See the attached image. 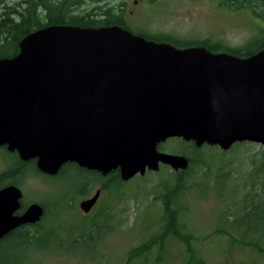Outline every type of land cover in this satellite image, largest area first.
Masks as SVG:
<instances>
[{"label":"water","instance_id":"obj_1","mask_svg":"<svg viewBox=\"0 0 264 264\" xmlns=\"http://www.w3.org/2000/svg\"><path fill=\"white\" fill-rule=\"evenodd\" d=\"M230 149L264 145V48L241 57L177 47L118 25L54 24L0 57V145L56 174L67 162L127 181L161 164L186 170L169 138ZM19 190H0V239L38 219L35 203L14 217ZM98 194L81 202L87 212Z\"/></svg>","mask_w":264,"mask_h":264},{"label":"rangeland","instance_id":"obj_2","mask_svg":"<svg viewBox=\"0 0 264 264\" xmlns=\"http://www.w3.org/2000/svg\"><path fill=\"white\" fill-rule=\"evenodd\" d=\"M16 1L3 0L0 4ZM148 8L146 26L142 30L149 35H167L195 44L208 40L233 48L258 38L257 42H264V3L255 0H153ZM186 143L188 141L182 138L172 137L161 143L159 149L176 154L191 153ZM197 154L199 157L185 175L188 188L178 201L181 206L179 221L194 236L197 259L188 257L183 242L172 239L167 242L168 254L161 264H244L251 261L264 264V254L233 241L226 231L236 217L244 214L242 207L245 208L246 200L257 203L262 197L264 202V171L261 170L264 145L242 142L223 150L205 144L198 148ZM203 161L206 163L202 164ZM3 166L0 156V168ZM31 168L36 170L33 165ZM182 171L161 164L157 171L147 170L144 175L123 180L113 187V192L106 194L105 207L99 215L97 212L93 216L82 213L84 210L79 203L100 183L90 173L70 164L60 177L39 176L44 184L28 178L29 196L42 192L39 200H53L48 211L53 216L50 221L57 220V225L49 226H57L61 236H40V248L30 244L10 250L8 244L3 243L0 258L12 254L7 259L11 264L18 257L19 264H155L154 253L147 259L129 256L134 248L158 233L164 216L160 196L166 187L176 183ZM81 190L86 192L71 196L65 202L67 196ZM54 201L71 210L58 208ZM245 226L236 229V233L250 236L255 231H264V221H246Z\"/></svg>","mask_w":264,"mask_h":264},{"label":"trees","instance_id":"obj_3","mask_svg":"<svg viewBox=\"0 0 264 264\" xmlns=\"http://www.w3.org/2000/svg\"><path fill=\"white\" fill-rule=\"evenodd\" d=\"M2 1L3 0H0V2ZM90 1L89 3L88 0H18L13 4H0V57H11L15 55L19 51V42L24 36L48 25L71 24L98 28L114 24L115 18L111 8L107 9L105 6H100L99 4L103 0ZM257 1L261 2V4L264 3V0H255V2ZM86 5L87 7L84 8L83 6ZM150 38L158 42H168L181 48L193 45L205 46L212 52H228L242 57L250 56L264 48V42H257L259 38L251 40L246 45L238 48L229 47L220 42H209L208 40H202V42L195 44L160 34ZM262 38H264V30ZM237 143L240 144L242 142ZM186 144L190 146L191 153H181L188 157L190 161L189 167L187 170H183L179 173L176 177V183L171 187H166L165 192L160 196L164 203L163 224L156 235L150 236L146 242L131 251L130 258L147 259V257L151 256L150 254L154 253L155 264H161L168 254L167 242L175 239L184 243L188 257L193 260L197 259V254L193 246L194 236H191L187 227H184L179 221L181 206L178 205V201L188 188L185 185V175L190 171L191 166L199 157L197 153L198 148H200L196 147L193 141H189ZM205 163L206 162L203 161L202 164ZM71 164L93 175L96 181L102 182L104 187L108 189L118 186L123 181L119 171H112L109 173L108 179H103L102 176L95 171L81 167L76 163ZM261 170L264 171V163L262 164ZM85 185H87V182H85ZM244 204L245 208L242 207V210H245L244 214L241 215L240 218L236 217L226 231L229 232L233 241H237L243 246L251 247L252 250H255L257 253L264 254V231L263 233L255 231V234H253L254 236L239 235L235 231L236 229L239 230V227L246 228V221H248V223H250V221L252 222V220L257 223L264 221L263 199L260 197L257 203L253 202V200H246ZM39 238L41 237L8 236L1 244L7 243L8 247L11 248L10 250L17 247H24L26 244H34V246L40 248ZM10 255L12 254L7 255L5 258H0V264H11L7 260ZM19 260L18 257L14 264H19ZM244 264H254V261L245 262Z\"/></svg>","mask_w":264,"mask_h":264},{"label":"flooded vegetation","instance_id":"obj_4","mask_svg":"<svg viewBox=\"0 0 264 264\" xmlns=\"http://www.w3.org/2000/svg\"><path fill=\"white\" fill-rule=\"evenodd\" d=\"M152 2L153 0H103L99 4L100 6H105L107 9L111 8L115 18L114 24L111 25H118L135 34L143 35L147 39H152L150 37H155L157 35H149L144 32L145 30H142L146 26L144 20L149 9L148 7ZM229 4L232 5L233 2ZM136 17H138V19H136ZM0 156L2 159V165L4 164V166L0 168V190L9 186H14L19 190L17 205L13 210L12 215L14 217L23 216L30 208V206L35 203L41 205L42 207V214L38 219L21 223L20 225L15 226L3 235L4 237L0 239V244L4 242L8 236H54V234H56L57 236H61V232L59 231L57 226L56 228H50L49 226V224H52L51 227L53 225H57V220L53 219V222L50 221L53 216H51L48 211L49 207L52 205L53 200H39L40 194H42V192H38V194L31 193V196H29V194H27L26 184L29 181L28 178L38 179L41 183L44 184L43 180H41L39 176L46 177L47 179L60 177L65 173L69 164L76 162H67L60 168L58 173L50 174L41 171L37 167V158L24 159L21 157L17 149H10L9 145L6 143L0 145ZM32 165L36 167V170L31 168ZM91 171L97 172L102 176L103 179H108L109 174L103 175L97 170ZM109 191L113 192V187H111L110 189L105 188L104 184L100 182L94 192L91 191L89 194L84 195L85 197L79 202L81 209H83L81 207L82 201L91 199L96 194H98V197L91 209L87 212L83 209L84 211L82 213L93 216V214L98 212L96 215H99L100 211H102V209L105 207V203L108 199V195L106 194H108ZM85 192L86 191L84 190L75 192L74 194L67 196L65 198V202L67 198H71V196L74 195L77 196V194H84ZM54 202L57 203L58 208H62L63 210L70 209L64 206L61 207L57 201ZM75 207L77 208V204L75 205ZM56 213L58 214L59 210H57ZM28 245L30 244H26V246Z\"/></svg>","mask_w":264,"mask_h":264}]
</instances>
